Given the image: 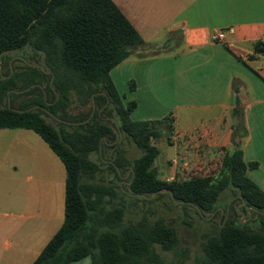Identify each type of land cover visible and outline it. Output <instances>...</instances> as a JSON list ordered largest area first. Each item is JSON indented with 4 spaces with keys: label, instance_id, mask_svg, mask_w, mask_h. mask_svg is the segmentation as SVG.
<instances>
[{
    "label": "trees",
    "instance_id": "16d2710c",
    "mask_svg": "<svg viewBox=\"0 0 264 264\" xmlns=\"http://www.w3.org/2000/svg\"><path fill=\"white\" fill-rule=\"evenodd\" d=\"M146 47L141 34L114 0H0V60L10 52L29 48L43 54L42 66L51 72L47 74L26 62L24 69L13 67L14 73L4 78L12 71L10 58L0 61V129L34 131L67 171L63 226L34 264H71L85 257H91L92 264H165L157 246L172 251L180 245L175 227L163 218L152 221L147 215L126 224L129 202L153 203L168 196L172 206L192 207L203 218L199 210L213 214L221 195L231 190L241 196L239 204L245 201L247 207L264 212V191L247 176L248 165L240 148L239 139L247 135V129L237 80L233 83V114L238 121L233 151L226 152L218 164L194 168L195 173L189 177L176 176L172 181L159 177L154 164L160 150L152 141L164 135L163 127L171 128L172 117L133 121L136 102L125 104L110 77L115 67ZM255 52L263 53L264 43H256ZM52 74L55 78L51 85ZM31 86L25 93H11L9 108L8 93ZM73 95L82 109L92 105L87 117L78 119L67 113L74 103ZM37 105L46 111L13 110ZM94 106H100L102 113H95L85 125L65 124L50 115L82 122L89 118ZM102 117L115 119L110 120L115 128ZM121 134L142 152L140 157L127 158L119 142ZM100 146L103 151L118 149L111 162L104 164L100 155L99 162L90 158L93 153L100 154ZM102 165L108 166L118 180H122L123 171H130L129 180L134 176L132 184L120 187L97 181ZM216 168L217 177L208 173ZM160 190H169L176 201L186 203L176 204L170 194L164 193L154 200L127 194L152 196ZM256 214L257 229L232 220L224 224V216L219 231L204 243L205 264H264V214Z\"/></svg>",
    "mask_w": 264,
    "mask_h": 264
},
{
    "label": "crops",
    "instance_id": "0c3cea01",
    "mask_svg": "<svg viewBox=\"0 0 264 264\" xmlns=\"http://www.w3.org/2000/svg\"><path fill=\"white\" fill-rule=\"evenodd\" d=\"M114 2L148 47L111 71L113 84L125 104L136 102L133 121L172 117L171 128L152 141L156 161L159 142L176 149L183 170L218 164L232 152L237 80L247 129L240 148L247 176L264 191V52H255L264 43V0ZM219 32L225 41L212 40ZM66 179L64 163L41 136L0 129V264L35 263L63 226Z\"/></svg>",
    "mask_w": 264,
    "mask_h": 264
},
{
    "label": "rangeland",
    "instance_id": "374dc122",
    "mask_svg": "<svg viewBox=\"0 0 264 264\" xmlns=\"http://www.w3.org/2000/svg\"><path fill=\"white\" fill-rule=\"evenodd\" d=\"M9 58L10 62L14 60L13 67L17 70L24 69L26 66V62H31L38 65H42L43 63V54L40 52L35 53L29 48L10 52L5 55L0 61H8ZM5 70H8V67H5ZM72 99L74 103L70 108L67 109V113L70 114V116L78 119L87 117L92 105H89L86 108L82 109L79 103H77L74 95ZM17 103H19V101L16 102V105ZM100 106L102 105L100 104ZM100 106L95 107V113L99 112L98 110H100ZM112 115H115L114 111L112 112ZM106 117H102L101 119L110 122L109 124L113 128H115L114 122L105 119ZM101 119L96 120L102 121ZM163 129L166 131L165 127H163ZM117 138H119V136H117ZM119 142L122 143L121 148L125 151L128 159L134 160L135 158H138L142 155V152L132 143L129 138H126L122 135V139L119 140ZM159 146L162 150V155L156 162L162 159H167V162L163 164H160L159 162L155 164L156 170L158 171L162 180L172 181L170 178H174L176 176L186 178L195 173V169L187 171L181 168V164L183 162L180 161V156L176 154V149L174 147L169 145L165 146L163 145V142H159ZM117 151L118 149L106 151H103L102 149V155L99 153H93L90 155V158L95 162H99L98 157L100 155L104 158V164H106L112 161ZM173 166L176 168L175 171H172ZM101 168L102 172L98 174L97 181L107 184L111 183L115 186L120 187H124V185L129 184V178L131 174L130 171H123L122 176L125 178H122V180H118L114 172L108 166L102 165ZM218 172L219 170L218 168H216L212 171H209L208 173L217 177ZM155 198L150 200H154ZM228 205H230V215L227 220H232L235 224H241L240 221H245V223H242L241 225H247L251 229L258 228V216L256 213H253V217L249 220L247 219L248 214L243 218L240 213H236L237 208L240 205L239 197L235 196L231 190L225 191L221 195L218 202V208L213 213L214 216L211 219L207 218L211 217L213 214H204L205 218H202L192 207H174L171 205L168 196H164L163 198L153 203H145L143 201L131 203L129 202L130 208L125 218V223L128 224L130 222H136L144 215L151 217L152 221L163 218L168 224L175 227L180 238V245L172 251H164L160 246H157V251L164 260V263L205 264L206 256L204 252V243L206 242L209 235H212L219 231L218 225L221 224V222L223 221V217L226 216V213L222 215L220 208L226 210ZM241 210L245 211L243 209Z\"/></svg>",
    "mask_w": 264,
    "mask_h": 264
},
{
    "label": "water",
    "instance_id": "95a60500",
    "mask_svg": "<svg viewBox=\"0 0 264 264\" xmlns=\"http://www.w3.org/2000/svg\"><path fill=\"white\" fill-rule=\"evenodd\" d=\"M13 61H14V60H12V61L10 62V66H11V69H12L11 74H10L9 76H5L4 78H9V77L14 73V69H13ZM27 63H28L31 67L39 68V69L43 70L45 73H47V74H50V73H51V72L47 71L46 68H45L44 66H42V65L33 64V63H29V62H27ZM0 74H2V67H1V64H0ZM52 75H53V74H52ZM54 78H55V76L53 75V79H52V81H51V85L53 84ZM31 88H33V86H31V87H29V88H27V89H25V90H16V91L13 90V91H10V92L8 93V106H9V108H11V97H10L11 93L22 94V93H25V92L29 91ZM36 109H42V110L46 111V109H45L44 107L39 106V105L34 106V107H32V108H30V109H28V110H19V109H15V108H14L13 110L16 111V112L24 113V112L33 111V110H36ZM95 111H96V108H95V106H94L93 111H92L91 115L89 116V118L86 119V120H84V121H82V122H70V121H65V120L60 119L58 116H56V115H54V114H52V113H50V115H51L54 119H56L57 121H59V122H62V123H65V124H69V125H73V126H79V125H85V124L89 123V122L92 120V118L94 117V115H95ZM101 111H102V110L99 111V114H101ZM47 112H48V111H47ZM105 119H107V120H115V119H113V118H105ZM115 122H116V121H115ZM117 126H118V125H117ZM121 139H122V134H121ZM121 139H120V140H121ZM115 143H116V142H114V143H112V144H115ZM100 154L102 155V146H100ZM117 171H118L119 175L121 176V171H120L119 168H117ZM130 173H131V172H130ZM130 173H129V174H130ZM122 178H125V177H122ZM133 179H134V176H133L132 180L129 182V184H132ZM159 193H160V194H162V193L170 194L171 197H172V200H173L176 204H185V203H186V202L176 201V200L174 199V194H173L171 191H169V190H160L159 192L153 194L152 196H148V195H136V194H132V193L127 192V194H129V195H131V196H134V197H141V198H145V199H147V200H150V199L155 198ZM238 197L241 198V196H238ZM189 205L193 206L192 204H189ZM220 209H221L222 215H224V214L226 213V216H225V219H224V224H225L226 221H227V219H228V217H229V215H230V205L227 206L226 210L223 209V208H220ZM241 209H245V211H242ZM237 211L242 215L243 218L246 217L247 214H248V218H247L248 220L251 219V218L253 217V213H261V214H264V212H258L257 210H255V209H253V208H251V207H247L245 201H242V203L238 206ZM199 212H200V214L203 216V218H205L204 214H203L200 210H199ZM213 216H214V214H213L211 217L207 218V219H211ZM240 223H241V224H242V223H245V221H240ZM224 224H223L222 226H224Z\"/></svg>",
    "mask_w": 264,
    "mask_h": 264
},
{
    "label": "built area",
    "instance_id": "2783aa9c",
    "mask_svg": "<svg viewBox=\"0 0 264 264\" xmlns=\"http://www.w3.org/2000/svg\"><path fill=\"white\" fill-rule=\"evenodd\" d=\"M226 34L224 32L215 33L212 36V40L215 42H223L225 41Z\"/></svg>",
    "mask_w": 264,
    "mask_h": 264
}]
</instances>
